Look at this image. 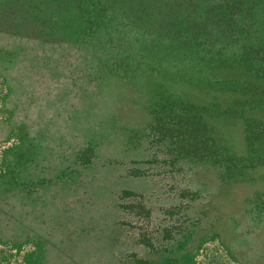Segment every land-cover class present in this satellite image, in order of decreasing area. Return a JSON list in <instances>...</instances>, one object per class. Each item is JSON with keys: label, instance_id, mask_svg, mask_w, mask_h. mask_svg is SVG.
I'll list each match as a JSON object with an SVG mask.
<instances>
[{"label": "rangeland", "instance_id": "obj_1", "mask_svg": "<svg viewBox=\"0 0 264 264\" xmlns=\"http://www.w3.org/2000/svg\"><path fill=\"white\" fill-rule=\"evenodd\" d=\"M71 10L0 0V189L18 221L35 203L24 239L54 264H264V64L221 62L222 37L213 63L113 64Z\"/></svg>", "mask_w": 264, "mask_h": 264}, {"label": "trees", "instance_id": "obj_2", "mask_svg": "<svg viewBox=\"0 0 264 264\" xmlns=\"http://www.w3.org/2000/svg\"><path fill=\"white\" fill-rule=\"evenodd\" d=\"M52 1L72 7L77 44L89 43L113 64L124 66L137 54L144 62L161 61L184 50L200 53L193 61L213 63L223 57L221 37L238 49L221 62L264 64V0Z\"/></svg>", "mask_w": 264, "mask_h": 264}, {"label": "crops", "instance_id": "obj_3", "mask_svg": "<svg viewBox=\"0 0 264 264\" xmlns=\"http://www.w3.org/2000/svg\"><path fill=\"white\" fill-rule=\"evenodd\" d=\"M3 80L4 78L1 77ZM6 84V82H5ZM8 100L3 101V105H0V109L3 110H10V107L8 106ZM13 118V117H12ZM12 118L10 119H3L0 118V135L6 132V129L4 128L7 126V124H10L12 122ZM9 129L7 128V136L3 135L0 136V142L7 140L8 134H9ZM6 136V138H5ZM7 156V151L3 153V157L6 158ZM14 200H11L7 197V189H0V244H7V251H1L0 250V259L3 256H7V260H9L10 257H12L16 250H12L11 246L14 247L15 243L19 239H23L22 242H26L27 244H32L36 243L38 246L37 251L33 250H28L24 254V259L27 260V263L25 264H54L49 261V259L53 258V254H42L40 249H39V242L33 239H24L26 236L24 233H26V228L23 229V226H26V221L28 220V224L30 223L29 221L31 220V215L33 212H31V209L34 208L35 203L31 200L26 199V204H27V209L25 211L24 218L22 220H17L15 217L12 216L13 211V202ZM24 213V212H23ZM7 215V217H6ZM34 217V216H33ZM18 225H20L18 227ZM30 225V224H29ZM23 229V231H22ZM5 260V259H4Z\"/></svg>", "mask_w": 264, "mask_h": 264}]
</instances>
